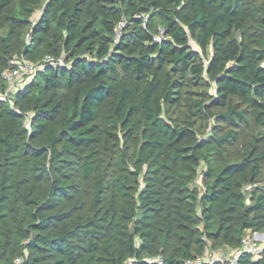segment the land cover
Listing matches in <instances>:
<instances>
[{
    "label": "trees",
    "instance_id": "obj_1",
    "mask_svg": "<svg viewBox=\"0 0 264 264\" xmlns=\"http://www.w3.org/2000/svg\"><path fill=\"white\" fill-rule=\"evenodd\" d=\"M46 56L64 66L9 91ZM263 63L264 0H0V264H185L264 235Z\"/></svg>",
    "mask_w": 264,
    "mask_h": 264
},
{
    "label": "built area",
    "instance_id": "obj_2",
    "mask_svg": "<svg viewBox=\"0 0 264 264\" xmlns=\"http://www.w3.org/2000/svg\"><path fill=\"white\" fill-rule=\"evenodd\" d=\"M126 22L123 21L118 25L116 33V41L120 40L122 35V30L125 28ZM164 37V30H160V36L156 37L155 40L160 42ZM28 40H30V35H28ZM50 65L54 67L64 66L63 58H54L51 56H46L43 63L34 64L26 60H22L16 64L11 71L5 73V78L9 82V91H17L22 87L24 82L32 81L38 72L45 70V68ZM264 67V63L262 64ZM8 95L3 94L2 97L5 99ZM264 250V235L259 233H249L246 234L241 242L240 247L237 249H229L228 251L209 249L204 255L196 256L191 260H188L185 264H216V263H230L239 264V258L243 254H249L253 258H258L259 255ZM22 259L17 258L14 264H21ZM159 264L162 261L159 260Z\"/></svg>",
    "mask_w": 264,
    "mask_h": 264
},
{
    "label": "crops",
    "instance_id": "obj_3",
    "mask_svg": "<svg viewBox=\"0 0 264 264\" xmlns=\"http://www.w3.org/2000/svg\"><path fill=\"white\" fill-rule=\"evenodd\" d=\"M229 249H227L226 251H228Z\"/></svg>",
    "mask_w": 264,
    "mask_h": 264
},
{
    "label": "rangeland",
    "instance_id": "obj_4",
    "mask_svg": "<svg viewBox=\"0 0 264 264\" xmlns=\"http://www.w3.org/2000/svg\"><path fill=\"white\" fill-rule=\"evenodd\" d=\"M225 253H226V251H225Z\"/></svg>",
    "mask_w": 264,
    "mask_h": 264
}]
</instances>
